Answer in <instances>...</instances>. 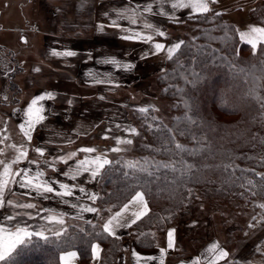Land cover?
<instances>
[{
    "label": "trees",
    "instance_id": "obj_1",
    "mask_svg": "<svg viewBox=\"0 0 264 264\" xmlns=\"http://www.w3.org/2000/svg\"><path fill=\"white\" fill-rule=\"evenodd\" d=\"M250 15L264 27V4L256 5ZM161 26L166 34L163 40L171 42L175 30L174 34L181 35L175 43L183 44L159 71L160 97L153 105L141 106L148 112L123 103L126 99L129 104H141L133 92L135 85L114 87L110 95L116 102L100 98L92 102L102 114V123L130 125L138 133L125 152L110 155L112 164L99 176V216L69 222L59 238L52 234L46 235L47 240L33 237L12 259L0 264H61L60 255L72 250L90 264L95 243L102 245L101 264H120L131 244L121 236L108 235L102 224L136 192L144 194L149 206L148 214L128 230V240L139 252H152L158 235L177 226L180 213L196 207L209 205L218 211L228 203L229 208L246 213L248 229L264 226V208L260 207L264 205V45L253 50L242 42L235 25L216 10ZM9 85L19 92L14 82ZM12 143L4 124L0 161L7 159L5 151ZM177 143L186 151L178 150ZM129 162H139L138 169L127 167ZM165 164L174 165L175 170L161 167Z\"/></svg>",
    "mask_w": 264,
    "mask_h": 264
},
{
    "label": "crops",
    "instance_id": "obj_2",
    "mask_svg": "<svg viewBox=\"0 0 264 264\" xmlns=\"http://www.w3.org/2000/svg\"><path fill=\"white\" fill-rule=\"evenodd\" d=\"M46 1L39 0L34 10L32 6L34 3L25 5L30 13L35 11L34 22L42 25L41 29L36 25L33 27L32 44L30 40L28 45L21 43L25 42V38L18 36L17 25L8 29L14 35L9 41H0V53H7L13 57L12 53L15 52L14 65L18 64L17 60L23 64V67L19 66L20 71L10 78L9 75L15 72L6 74L2 71L1 66L4 69L10 63L0 54V116L3 117L0 127L4 124L8 125L12 141L21 147L24 145L20 151L27 152V157L14 164L12 170L22 172L27 169L31 176L42 171L44 176L40 178L41 181L51 182L57 191H64L59 188L61 183L73 189L72 196H57L54 193L22 188L18 183L11 184L10 190L4 193L6 201L11 200L14 204L31 203L36 207L27 209L5 204L0 208V223L11 227L17 221H21V226L26 224L30 231L44 230L45 235L52 234L47 229L66 230L69 222L75 219L90 220L99 216L98 211L86 212L82 208L89 206L97 208L96 201L93 202L88 196L91 194L97 196L100 175L93 179L90 173L81 172L76 179H72L79 161L93 159L95 156H106L109 159L112 153H116L112 151L113 148L126 150L132 144H118L117 140L133 141V134H130L129 130L134 127L112 121L102 123L99 119L102 114L95 110L92 102L97 98L110 102L112 101L110 94L114 87L126 88L138 85L146 77L164 69L169 60L167 48L177 43L167 42L162 39L164 36L157 34V31L164 32L161 23L180 21L185 16L192 15L190 9H173L170 3H161V0H54L55 3H46ZM17 2L14 0V3ZM258 4H264V0H217L216 3L210 4V7L223 13L225 18L235 25L240 37L241 32H247L252 26L263 27L254 23L250 15ZM146 7H151L152 11H144ZM132 19L136 20L135 24L132 23ZM54 21L55 28L47 24ZM145 24H151L153 27L146 28ZM134 32L150 35L153 39L145 42L122 38ZM1 33L0 37H2ZM240 40L245 42L241 37ZM53 41L55 44H50ZM156 43L164 44L165 51L156 53L154 48ZM65 52H73L75 55L55 54ZM113 60L116 63H111ZM125 65L132 67L126 68ZM10 81L18 84L16 85L19 92L10 89ZM39 96L45 97L37 104V107L43 109L40 114L44 119L29 127L27 123L29 117L26 113L31 101ZM4 109L8 112L5 113ZM103 116L105 119V114ZM21 124L24 125V130L29 132L30 140L21 130ZM11 134H15L19 138L18 141ZM83 148H94L96 152L80 151ZM32 149L33 152L30 151ZM36 149L42 150L43 155H40ZM19 152L16 156L5 159L4 162L12 163ZM72 153H75V156H72ZM2 170L3 166L0 165V172ZM16 179L19 180L20 177ZM80 188L85 191H79ZM144 200L147 203L145 197ZM139 207V205L133 206L132 211L139 210ZM116 212L104 219L103 224ZM8 215H16L17 221H6L4 218ZM50 215H62L64 224L49 223L45 217ZM29 216L34 218L29 219ZM128 230L129 227L115 228V236H121L131 244L129 259L125 258L120 264H137L134 252L140 257L155 258L149 261L141 259L139 264H161V262L162 264H195L197 261L199 264H263L258 259L240 260L241 262L239 259H234L218 238L216 242L214 240L215 243L211 242L213 241L211 238L201 242L192 253L190 250L192 247L180 245L177 239L178 232L174 227L168 229L165 243L159 242L150 253L139 252L132 240H128ZM170 231L173 245L171 248L168 246ZM95 244L99 245L101 251L99 259H94L91 253L90 264H101L102 245ZM214 244L218 247L210 251ZM161 249H164L163 253ZM220 250L226 251L228 256L218 259ZM74 252L77 253V258L73 264H85L79 253ZM64 253L66 252L61 255Z\"/></svg>",
    "mask_w": 264,
    "mask_h": 264
},
{
    "label": "snow or ice",
    "instance_id": "obj_3",
    "mask_svg": "<svg viewBox=\"0 0 264 264\" xmlns=\"http://www.w3.org/2000/svg\"><path fill=\"white\" fill-rule=\"evenodd\" d=\"M170 3L171 7L173 9H190L191 13L194 15H203L205 13L210 12L212 9L210 7V4H214L217 2V0H161V3ZM144 11L151 12V7H146ZM163 14V13H161ZM217 15H219L217 13ZM132 23L135 24L136 20L132 19ZM146 28H152L153 26L151 24H145ZM157 34L159 36H164L165 33L162 31H157ZM240 37L242 40H244L246 43L250 44L252 49L255 50L258 46V44L264 45V27H255L252 26L247 32H241ZM125 40H142L145 42H150L153 37L150 35H142L140 32H134L132 35H125L122 37ZM181 44H183V41L173 45L170 48H167V54L168 59H172L177 50L181 48ZM154 48L156 53H159L161 51H165V45L161 43L154 44ZM56 55H67V56H73L75 53L73 52H65V53H55ZM111 63H116V61H111ZM124 67L130 68L132 65H125ZM38 70V69H37ZM49 98H51V95L49 94ZM257 100H260V97H255ZM44 96H39L34 98L31 101V104L28 107L27 115L29 117L28 125L29 127L34 126L35 124L41 122L44 117L40 114L43 112L42 108L37 107V104L39 101L44 100ZM262 107H264V103H262ZM141 113L148 112L147 108H141L139 109ZM21 130L24 131L25 136L28 137V139H31V136L28 131L24 130V125H20ZM130 134L136 135L138 134L136 132L135 128H132L129 130ZM118 144H131L132 141L130 139L117 140ZM13 147H15L13 145ZM175 147L180 151H186L183 145L176 144ZM36 151L43 155L42 150L36 149ZM80 151L85 153H94L96 152V149L94 148H83ZM112 151L118 152L121 151L120 148H113ZM72 156H75V153L71 154ZM27 157V152L20 151L19 155L16 157L15 160L12 161V163H5L4 161H0V165L3 166L2 172H0V208H3L5 204L11 207H17V208H35L36 205L27 203V204H14L11 200L6 201L4 197V193L6 190H10V185L14 183H18L20 187L22 188H31L34 189L37 192L42 193H54L57 196H72L73 195V189L69 187V185L61 183L59 185V188L63 189L64 191H57L53 186L52 183L49 181H41V177L44 176V172H37L35 176L29 175V170L25 169L17 172H13L12 168L14 164H18L23 158ZM71 158V157H69ZM67 163V161H64ZM112 161L109 160L106 156H95L93 159H85L79 161L77 165V169L75 174L71 177L72 179H76L78 175L81 174V172L90 173L91 177L95 179L97 176L101 174V171L105 169L106 166L111 165ZM139 162H129L127 167L130 169L136 170L138 169ZM161 167L168 168L172 167L173 170H175L174 165H161ZM191 165H188V169H191ZM140 171H147V169L140 167ZM65 175H68V173H65ZM16 177H20L19 180L16 179ZM251 183V182H250ZM79 191L84 192L85 190L83 188H80ZM88 195L87 193H85ZM90 200L93 202L96 201L97 196L96 194H91L88 196ZM139 205V210L132 211L133 206ZM73 207H76V205H73ZM260 207L264 208V205H260ZM83 211L86 212H92L95 213L98 211L97 208L94 207H84L82 208ZM126 214H128L126 216ZM148 214V206L147 203L144 200V194L142 192H136L135 195L132 197V199L123 205L122 209L120 211H117L110 219L107 220L106 223L103 224V231L108 233L110 236H115V228L116 227H131L133 224H136L138 221L142 219V217L146 216ZM19 215V214H17ZM34 217L29 216V219H33ZM6 221H17L16 215H8L4 218ZM45 219L52 224H64V219L62 215H50L48 217H45ZM21 221H17L16 224H13L11 227H8L7 224L0 223V261L7 262L10 259H12L13 254L17 251V249L20 246L25 245L27 242L31 241L33 237H40L41 239L47 240L48 236L45 235V231H30L29 227L25 224L24 226H21ZM48 232H51L52 235L56 237H61L63 235L64 230H52L47 229ZM169 244L168 246L171 248L172 245V232H169ZM218 247V245H212L210 248V251L215 250ZM100 248L99 245L94 244L92 245V254L94 259H99L100 255ZM164 252V249H161V253ZM134 256L137 258V264H139V261L141 259L145 261L153 260L154 257L148 256V257H140L135 252L133 253ZM228 256V253L226 251L220 250L218 259H224ZM77 258V253L74 251H69L64 253L60 256L61 264H73V261ZM162 264V262H161ZM195 264H199V262H195Z\"/></svg>",
    "mask_w": 264,
    "mask_h": 264
},
{
    "label": "rangeland",
    "instance_id": "obj_4",
    "mask_svg": "<svg viewBox=\"0 0 264 264\" xmlns=\"http://www.w3.org/2000/svg\"><path fill=\"white\" fill-rule=\"evenodd\" d=\"M17 1L19 3L18 2L14 3V0H0V30H1L0 33L2 32V29L4 30L1 33L2 37H0V41L1 40L5 42L9 41L14 35L12 32L8 31V29L10 30V28H14L17 25V27H19L18 36L21 35L22 37L25 38V42H21V43L28 45V42L30 40V43L32 44V38H33L32 35L34 32L33 27L36 25L37 27H39V29H41L42 25L40 26L41 23L39 22L38 23H36V21L34 22L35 11H33V13L32 12L30 13L28 11V8L27 9L25 8V5L26 4L28 5V3H32V4L34 3L32 5L34 10L35 5L38 4L39 0H17ZM50 2L55 3L54 0L46 1V3H50ZM47 24H49L50 27L55 28V21L47 22ZM179 29L180 27H178V31L181 32L182 30L180 31ZM174 31L172 32L173 37L171 38L170 43H175L176 41L181 40V35H179V33L174 34ZM165 36L166 34L164 35V37ZM21 41H23V38H21ZM53 43L55 44L54 41L51 42L50 44ZM0 54L6 57V59L9 60L10 63V65L6 66L8 68L4 67V69L0 64L2 71L4 73L6 74L11 72L18 73L20 71L19 66L23 67L22 62L18 60H17L18 64L14 65V61H15L14 58L16 57L15 52L12 53L14 58L9 56L10 54L7 53H0ZM11 58L13 59L11 60ZM158 73L159 71L150 75L149 77H146L142 83L135 85V87H133V92L136 98L138 96L141 98V100L138 99L141 101V104H129L126 101V99H123V103L131 108H141V106L144 107L148 105H153V102H156V99H158L161 95V88L157 81L159 76ZM2 75L4 74L2 73ZM131 100H136V99L132 98ZM116 101L117 100H113L112 102H116ZM119 102H121V100H119ZM4 112L6 113L8 111L4 109ZM2 119L3 117L0 116V121ZM12 137H15L16 141H18L19 139L15 134H13ZM13 145L15 147H13ZM22 147L18 144L16 145L15 143H12L11 145H9V148L5 151V158L16 156L17 152H19ZM30 151L33 152L34 149ZM121 151L125 152V149H122ZM223 206L226 207L225 210L222 209L218 211H212V209H210L208 205L199 208L196 207L194 211L186 210L180 213V215H178L179 217L178 225L174 227L175 230L178 232L177 239L180 242V245L186 246L188 248L192 247L190 248V250L192 251V253H194L196 250L195 248L199 246L201 242H206L208 241L209 238L213 240L211 242H214V240L216 242L217 240L216 238H218L225 245V249L227 251H230L229 253L232 254V257L234 259H239V261L240 260L253 261L258 259L263 263L264 226L257 227L254 230L248 229L245 219L246 213L243 210H238L234 207L233 209H231L229 208L231 206L228 203L223 204ZM193 212L195 213L196 217L194 216ZM198 218L202 221L206 220V218L208 220L201 223L199 222ZM168 229L165 231L164 235H160V236L158 235V242L165 243V237H166L165 235ZM126 247L128 246L126 245ZM125 258L129 259V253L126 254L124 259Z\"/></svg>",
    "mask_w": 264,
    "mask_h": 264
}]
</instances>
